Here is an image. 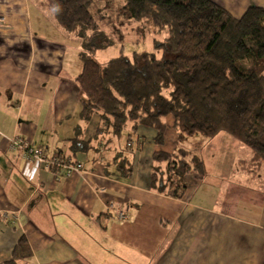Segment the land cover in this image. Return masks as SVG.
Instances as JSON below:
<instances>
[{"label": "crops", "instance_id": "0c3cea01", "mask_svg": "<svg viewBox=\"0 0 264 264\" xmlns=\"http://www.w3.org/2000/svg\"><path fill=\"white\" fill-rule=\"evenodd\" d=\"M213 1L235 17L250 5L264 6V0ZM30 21L29 0H0V264L23 244L30 252L19 264H264V185L249 183L250 173L239 167L251 151L219 132L212 139L229 149L216 155L219 174L225 176L230 155L244 172L243 182L228 180L219 190H191L182 183L176 196L169 193L175 183L162 163L156 174L160 187L152 188V155L173 152L180 137L172 117L165 118L161 148L155 131L145 127L132 138L129 124L126 148L110 130L99 133L98 114L80 118L83 96L75 86L70 96L67 83L55 84L66 46L34 32ZM54 29L64 32L56 22ZM14 135L48 158L80 162L82 169L56 180L52 169L28 160L24 149L10 148ZM76 135L88 142L86 148H72ZM120 151L132 162L130 170L116 157ZM119 210L125 218L117 216Z\"/></svg>", "mask_w": 264, "mask_h": 264}, {"label": "trees", "instance_id": "16d2710c", "mask_svg": "<svg viewBox=\"0 0 264 264\" xmlns=\"http://www.w3.org/2000/svg\"><path fill=\"white\" fill-rule=\"evenodd\" d=\"M37 1L52 10L60 29L80 38L83 65L76 80L84 96L79 116L88 121L98 114L99 133L110 130L119 136L127 124L129 136L140 127L151 128L161 148L168 128L165 118L171 115V127L180 136L202 133L212 138L225 132L240 141L252 153L239 160L245 172L255 174L264 166V6L250 5L235 17L213 0ZM141 19L166 30L158 44L161 57L146 51L132 58L121 54L104 64L94 59L95 39L107 46ZM70 141L75 150L88 146L78 135ZM139 149L127 147L126 152ZM124 155L116 153L130 170L132 162ZM181 156L163 149L154 152L152 188L160 187L156 174L162 163L170 183L176 182L169 191L176 196L181 175H204L200 156L186 151ZM29 252L25 244L18 245L4 264H19L18 258Z\"/></svg>", "mask_w": 264, "mask_h": 264}, {"label": "rangeland", "instance_id": "374dc122", "mask_svg": "<svg viewBox=\"0 0 264 264\" xmlns=\"http://www.w3.org/2000/svg\"><path fill=\"white\" fill-rule=\"evenodd\" d=\"M39 7L36 5V3H34V0H29V11L31 16L30 23L32 25L33 31L45 37V39L47 40H51L54 43L66 46L63 57L62 74L58 77L55 84L60 82L67 83L70 89V96H73L74 92L72 90L75 86L76 92H78L79 95L84 96L80 92L76 80L78 74L82 70L83 65L82 59L80 57V51L82 49L80 38L75 36L74 34L65 31L63 32V34H61V32H56L55 29L53 30L55 19L52 10L44 7ZM101 11L103 12V10ZM136 24V28L140 29V31H142L143 33H140V31L136 30V28L128 29L123 32V38H116L112 43L107 46H101V40L95 39L94 42L98 45V47L93 53L94 59L99 63L104 64L110 58L119 56L121 54L132 58L135 52L142 53L146 51L153 52L157 57H161V55L163 54V48L158 44L163 42L165 37L168 35L166 30L155 28L146 19H141L140 21H137ZM46 100L47 99H45L44 102H47ZM169 117L172 116L169 115ZM128 126L129 124L124 127L119 137L109 134L113 137L114 142L119 141L120 146L122 148L126 145V136L129 131ZM228 136L231 137H228L229 139L233 141H238L236 140V138L230 135ZM134 137H136V135L132 134V138ZM175 141L177 142V146L176 150H174L173 152H176L180 158L182 157L181 153L184 151L188 152V156L196 154L197 156H200L203 159L207 169L206 175H208V178H205V175H201L203 173L199 174L197 171L186 172L181 175V182L187 184L191 190H194L199 186L200 189H203V187L205 186H215L216 189L219 190L224 186L226 187V185L228 184V180L233 181L235 183L244 181L245 176L242 175V173L244 172L239 173V169L236 167L234 162L232 163L230 155L228 156L227 163L225 162L226 166L229 165L227 170L223 171L225 172L223 174L225 176H220L219 170L217 169L218 165L216 163V155L220 154L221 156H224V153L228 152L229 149H227L228 147L224 143H222L218 138L210 139L202 133H194L191 135L183 134V136H180L178 139H175ZM240 145L244 147V151H249V149L241 142ZM230 152L233 155H235L236 153H240L236 150V148H230ZM212 153L216 154L212 155ZM166 176L167 175H165V177ZM249 176V183L254 186L262 187L264 185V166L259 169L255 174L250 173ZM247 178L249 177L247 176ZM223 179L225 181H223ZM174 181L178 180L174 179ZM203 193H206L207 195H212L213 192L209 191Z\"/></svg>", "mask_w": 264, "mask_h": 264}, {"label": "built area", "instance_id": "2783aa9c", "mask_svg": "<svg viewBox=\"0 0 264 264\" xmlns=\"http://www.w3.org/2000/svg\"><path fill=\"white\" fill-rule=\"evenodd\" d=\"M9 146L12 149H24V155L28 160L37 161L44 165L46 168L52 169L54 173L53 175L56 180L59 179L60 175L69 176L74 171H79L82 169V165L80 162L65 163L58 156H54L51 158L46 157V155L41 149L33 148L29 142H27L24 138L19 135H14L12 138H10ZM117 216L119 218H125V211L119 210L117 212Z\"/></svg>", "mask_w": 264, "mask_h": 264}]
</instances>
